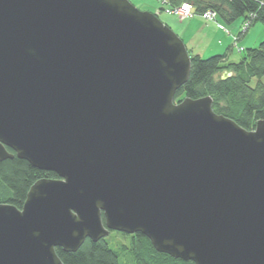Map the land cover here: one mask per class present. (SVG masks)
<instances>
[{
    "label": "water",
    "instance_id": "1",
    "mask_svg": "<svg viewBox=\"0 0 264 264\" xmlns=\"http://www.w3.org/2000/svg\"><path fill=\"white\" fill-rule=\"evenodd\" d=\"M191 69L130 0H0V160L58 176L21 209L0 203V264H64L57 248L111 232L195 264H264V119L246 130L211 96L177 102Z\"/></svg>",
    "mask_w": 264,
    "mask_h": 264
},
{
    "label": "trees",
    "instance_id": "2",
    "mask_svg": "<svg viewBox=\"0 0 264 264\" xmlns=\"http://www.w3.org/2000/svg\"><path fill=\"white\" fill-rule=\"evenodd\" d=\"M163 1L173 8L189 3L196 15L213 11L227 25L243 18L248 28L244 33L240 30V37L245 36L255 24L264 23V0ZM231 50L229 47L224 54L204 58L188 49L192 61L191 74L188 82L177 92L176 101L185 97L211 96L216 113L233 119L246 130H252L257 121L264 119V40L257 47L243 50L245 53L239 61L229 60ZM254 80L257 82L252 85ZM42 178L55 179L58 176L55 172L35 168L17 156L0 160V203L21 209L31 186ZM129 237L130 245H123L119 250L113 249L107 238L97 242L88 238L76 252H65L62 248L56 251L64 264H120L121 253L125 252L129 253L133 264H195L158 252L141 233Z\"/></svg>",
    "mask_w": 264,
    "mask_h": 264
},
{
    "label": "rangeland",
    "instance_id": "3",
    "mask_svg": "<svg viewBox=\"0 0 264 264\" xmlns=\"http://www.w3.org/2000/svg\"><path fill=\"white\" fill-rule=\"evenodd\" d=\"M137 8L143 11H150L159 15L161 21L167 24L180 38L182 37V29L193 20L194 23L198 24L196 27H205L209 26V33L211 41L209 46L204 45L199 50V53L204 58H209L214 55H218L220 53H224L229 46L225 47V44H219L218 39H223L222 31L219 30L217 23L215 22H206L205 19H202L200 16H196L194 19L184 18L181 20L177 15L171 14L167 12V6L163 3L162 0H130ZM243 18H240L232 25H225L222 23L228 30H232L233 28L239 27L242 23ZM264 40V23L259 22L252 26L248 33L237 42V45L233 47V50L229 53L230 61H239L245 51H240L239 48H243L244 50L251 47H257ZM227 42V41H226ZM188 48V46H187ZM190 50V48H188ZM193 53V52H192ZM264 83V76L262 78ZM257 80H254L252 85H255ZM180 102V101H179ZM111 247L115 250H119L123 245H130V237L118 235L116 232H111V234L107 237ZM120 264H133L130 259L129 253H121V263Z\"/></svg>",
    "mask_w": 264,
    "mask_h": 264
},
{
    "label": "crops",
    "instance_id": "4",
    "mask_svg": "<svg viewBox=\"0 0 264 264\" xmlns=\"http://www.w3.org/2000/svg\"><path fill=\"white\" fill-rule=\"evenodd\" d=\"M163 1V0H162ZM194 19V18H193ZM189 22L183 29H182V39L190 48V50L194 54H200L199 50L201 49L202 46L210 44V35L207 33V30H209V26L205 27H196V23L193 22V20H190ZM243 22V21H242ZM212 23V22H211ZM215 23V22H214ZM199 26V25H198ZM218 26V25H217ZM242 23L239 25L237 28H233L232 30H229V32H225L224 30L220 29L223 33V39H218L219 44H225V47L228 45L229 47H232L236 36H239V31L241 29ZM227 41V42H226ZM226 52V51H225ZM224 52V53H225ZM220 53V54H224Z\"/></svg>",
    "mask_w": 264,
    "mask_h": 264
},
{
    "label": "built area",
    "instance_id": "5",
    "mask_svg": "<svg viewBox=\"0 0 264 264\" xmlns=\"http://www.w3.org/2000/svg\"><path fill=\"white\" fill-rule=\"evenodd\" d=\"M169 12L177 14L181 19L191 18L196 14L193 6L189 3H183V4H181V6L176 7L175 9L169 10ZM202 16L205 19H213L215 17V12L208 11V12L204 13ZM246 26H248V23L245 24V27ZM219 27L224 29V26L221 24H219Z\"/></svg>",
    "mask_w": 264,
    "mask_h": 264
},
{
    "label": "bare ground",
    "instance_id": "6",
    "mask_svg": "<svg viewBox=\"0 0 264 264\" xmlns=\"http://www.w3.org/2000/svg\"><path fill=\"white\" fill-rule=\"evenodd\" d=\"M163 3H164V1H163ZM165 4V3H164ZM166 6H167V12L168 13H170L169 12V10H171V9H175V8H173V7H171V6H169L168 4H165ZM171 14H175V13H171ZM158 15V14H157ZM175 15H177V14H175ZM159 16V15H158ZM178 16V15H177ZM196 16H200L202 19H205L202 15H194L193 17H191L190 19H193V18H195ZM179 17V16H178ZM180 18V17H179ZM181 19V18H180ZM181 20H183V19H181ZM205 21L206 22H216L217 23V25H218V27H219V24H221V25H223L222 23H220L221 21L219 20V18H218V16H217V14L215 13V17L213 18V19H205ZM248 22H250V21H248ZM245 24L246 23H244V22H242V26H241V31H243V33L246 31V29L248 28V26H246L245 27ZM226 25V24H225ZM224 26V25H223ZM220 28V27H219ZM220 29H222V28H220ZM222 30H224L225 32H229V30L224 26V29H222ZM240 32V31H239ZM240 34V33H239ZM244 37V36H243ZM242 36L240 37V35L237 37L236 36V38H235V41H234V43H233V45H232V50H233V47H234V45L236 46L237 45V42L238 41H240L242 38H243ZM187 46V45H186ZM239 50L240 51H243L244 49L243 48H239Z\"/></svg>",
    "mask_w": 264,
    "mask_h": 264
},
{
    "label": "flooded vegetation",
    "instance_id": "7",
    "mask_svg": "<svg viewBox=\"0 0 264 264\" xmlns=\"http://www.w3.org/2000/svg\"><path fill=\"white\" fill-rule=\"evenodd\" d=\"M11 150V149H10ZM12 151V150H11ZM14 153V151H12Z\"/></svg>",
    "mask_w": 264,
    "mask_h": 264
}]
</instances>
